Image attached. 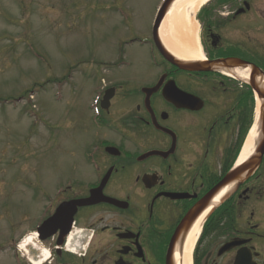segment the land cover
<instances>
[{
  "label": "flooded vegetation",
  "instance_id": "obj_1",
  "mask_svg": "<svg viewBox=\"0 0 264 264\" xmlns=\"http://www.w3.org/2000/svg\"><path fill=\"white\" fill-rule=\"evenodd\" d=\"M257 10L255 0H213L197 13L203 54L197 63L210 64L207 72L185 71L164 60L152 27L145 38L127 42L150 46L151 56L160 57L161 75L137 90L105 85L91 91V103L83 108L88 119L82 121L91 142L77 154V163L56 173L51 185L24 182L25 194L35 196L24 206L30 203V213L37 204L42 207L26 231L36 243L26 250L18 239L14 264H183L195 225L183 222L234 168L253 122L257 98L251 81L258 78L251 74L246 81L237 72L255 69L264 75V21ZM156 86L148 99L143 90ZM111 87L115 95L105 105ZM150 152L161 155L146 157ZM107 176L103 195L120 205L79 209L67 237L61 227L46 240L35 234L61 205L89 198ZM229 246L214 259L212 252ZM194 260L264 264V159L206 219Z\"/></svg>",
  "mask_w": 264,
  "mask_h": 264
},
{
  "label": "rangeland",
  "instance_id": "obj_2",
  "mask_svg": "<svg viewBox=\"0 0 264 264\" xmlns=\"http://www.w3.org/2000/svg\"><path fill=\"white\" fill-rule=\"evenodd\" d=\"M161 1L0 0V264H14L42 207L29 212L24 182L56 183L91 142L82 124L91 91L158 80L151 47L124 42L148 35ZM255 4L263 23L264 0Z\"/></svg>",
  "mask_w": 264,
  "mask_h": 264
},
{
  "label": "bare ground",
  "instance_id": "obj_3",
  "mask_svg": "<svg viewBox=\"0 0 264 264\" xmlns=\"http://www.w3.org/2000/svg\"><path fill=\"white\" fill-rule=\"evenodd\" d=\"M209 1L211 0H176L170 7L160 30V38L168 51L177 59L187 63H195L203 60L202 48L198 36L199 27L195 19L199 10ZM237 74H239L243 80H251V73L249 70L239 69ZM257 77L258 85L264 89V79L259 75ZM263 103V101L258 100L257 118L263 113ZM260 139V124L257 122L246 140L237 162V168L241 167L255 156ZM235 185L236 184H232L224 188L214 198L211 207L195 223L185 243L183 264H192V256L201 237L208 215L219 205L225 195L233 191ZM33 238L35 237L31 236L24 242L23 246L25 249L27 245L32 242ZM42 262L43 261H37L36 264H42Z\"/></svg>",
  "mask_w": 264,
  "mask_h": 264
},
{
  "label": "water",
  "instance_id": "obj_4",
  "mask_svg": "<svg viewBox=\"0 0 264 264\" xmlns=\"http://www.w3.org/2000/svg\"><path fill=\"white\" fill-rule=\"evenodd\" d=\"M176 0H166L162 6V8L159 11V14L156 18V22L154 25V38H155V43L157 48L159 49L160 53L162 56L171 64L187 71H204L207 72L211 70V65L207 63H185L179 61L172 53L168 51V49L164 46L161 38H160V29L161 26L170 10V7ZM213 65H220L221 62L218 61L216 63H212ZM241 65V64H239ZM252 78H258L257 76H261L262 73H260L258 70L252 69L251 71ZM251 86L252 89L254 90L255 94L257 95V99L261 100L264 102V89L261 88V86L258 85L257 81H251ZM157 89L151 90L150 92H155ZM149 92V90H146ZM113 90H110L106 93L105 101H109L110 99L113 98ZM263 113L260 116V134H261V139L258 144V147L256 149L255 156H253L247 163L242 165L239 169L235 170L234 172L230 173L217 187L213 189V191L209 194V196L206 198V201L203 202L200 206H198L196 209L192 210L187 218L185 219L183 225L185 224H195V222L210 208L211 203L213 199L226 187L232 184H236L233 191L229 194L226 195L224 201L228 199L238 188L243 182H245L249 176H251L257 168L260 166L262 162V158L264 156V103H263ZM153 155H158V153H152L147 155L146 157L153 156ZM104 185L99 190H96L95 192L92 193L91 197L87 200H81L77 201L75 203H69L64 206H62L59 210L58 213L50 220L45 222L40 229V234L44 232H48L47 230L53 228L58 222H63L68 228L70 225L73 223V216L77 212L78 208L82 207H90L94 206L100 203H108L112 205H118L119 203L108 199L102 195V188ZM223 201V202H224ZM217 209V207L214 209V211ZM182 225V226H183ZM192 226V225H190ZM69 233V229L64 233V237L67 236ZM53 232L46 233V235L43 237L44 239L52 236ZM231 246L228 248L224 249L222 252H226L229 250ZM244 257H246L244 255ZM241 260V257L238 258V261Z\"/></svg>",
  "mask_w": 264,
  "mask_h": 264
},
{
  "label": "trees",
  "instance_id": "obj_5",
  "mask_svg": "<svg viewBox=\"0 0 264 264\" xmlns=\"http://www.w3.org/2000/svg\"><path fill=\"white\" fill-rule=\"evenodd\" d=\"M247 131H248V130H247ZM247 131H246V133H247ZM246 133H245V134H246Z\"/></svg>",
  "mask_w": 264,
  "mask_h": 264
}]
</instances>
